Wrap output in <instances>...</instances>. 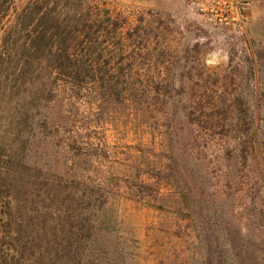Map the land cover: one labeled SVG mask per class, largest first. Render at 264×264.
Here are the masks:
<instances>
[{
  "label": "rangeland",
  "instance_id": "374dc122",
  "mask_svg": "<svg viewBox=\"0 0 264 264\" xmlns=\"http://www.w3.org/2000/svg\"><path fill=\"white\" fill-rule=\"evenodd\" d=\"M29 1L12 0L8 21ZM78 1L126 24L122 35L148 26L160 48L121 67L193 87L221 126L201 134L196 148L195 137H180L182 181H163L149 165L166 149L152 136L102 126L90 133L69 107L71 117L59 120L57 86L44 92L0 74V183L20 193L10 213L23 219L16 262L264 264V0H252L245 32L208 25L188 0ZM109 58L103 67L118 68ZM156 198L190 210H157Z\"/></svg>",
  "mask_w": 264,
  "mask_h": 264
},
{
  "label": "trees",
  "instance_id": "16d2710c",
  "mask_svg": "<svg viewBox=\"0 0 264 264\" xmlns=\"http://www.w3.org/2000/svg\"><path fill=\"white\" fill-rule=\"evenodd\" d=\"M13 4L12 0H0V31L5 34L0 42V74H18L22 86L44 92V87L57 86L53 100L57 99L59 105V120L69 119L74 110L75 117L88 121L89 127L85 128L90 133L94 132L92 128L103 127L117 133L152 136L160 148L166 149V154L155 151L149 165L152 177L182 181L179 159L174 155L178 139L184 135L195 137L191 142L196 148L201 134L214 132L221 125L205 115V109L211 107L195 98L193 87L176 88L169 73L121 67L135 64L137 53L145 50L146 60L152 57L149 51L160 48V42L153 46L150 28L130 27L122 35L126 24L111 19L100 7L78 0H30L20 12L15 9V18L8 21ZM108 55L106 64L113 61L118 68L103 67ZM19 196L11 183H0V203L4 208L0 218V264H20L16 262L22 256L17 230L23 219L18 217L15 222L10 213L14 204L16 208L21 206ZM161 200L154 199L158 205L152 207L190 210L178 202L179 209L177 205L167 207Z\"/></svg>",
  "mask_w": 264,
  "mask_h": 264
},
{
  "label": "built area",
  "instance_id": "2783aa9c",
  "mask_svg": "<svg viewBox=\"0 0 264 264\" xmlns=\"http://www.w3.org/2000/svg\"><path fill=\"white\" fill-rule=\"evenodd\" d=\"M188 1L190 10L214 28L245 32L251 22L252 0Z\"/></svg>",
  "mask_w": 264,
  "mask_h": 264
}]
</instances>
